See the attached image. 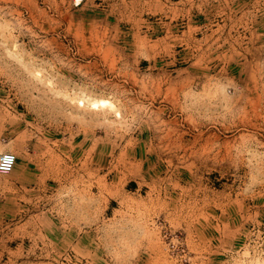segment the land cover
I'll return each mask as SVG.
<instances>
[{
  "label": "rangeland",
  "instance_id": "obj_1",
  "mask_svg": "<svg viewBox=\"0 0 264 264\" xmlns=\"http://www.w3.org/2000/svg\"><path fill=\"white\" fill-rule=\"evenodd\" d=\"M4 152L0 264H264V0H0Z\"/></svg>",
  "mask_w": 264,
  "mask_h": 264
},
{
  "label": "built area",
  "instance_id": "obj_2",
  "mask_svg": "<svg viewBox=\"0 0 264 264\" xmlns=\"http://www.w3.org/2000/svg\"><path fill=\"white\" fill-rule=\"evenodd\" d=\"M81 1L82 0H72V2L74 3H79ZM14 164H15V156L13 154L8 152L0 153V175H6L9 172H11Z\"/></svg>",
  "mask_w": 264,
  "mask_h": 264
}]
</instances>
